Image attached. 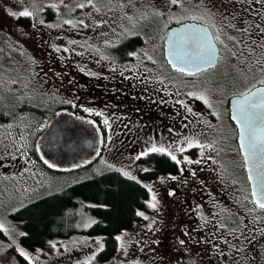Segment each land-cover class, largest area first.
I'll list each match as a JSON object with an SVG mask.
<instances>
[{
	"label": "rangeland",
	"instance_id": "obj_1",
	"mask_svg": "<svg viewBox=\"0 0 264 264\" xmlns=\"http://www.w3.org/2000/svg\"><path fill=\"white\" fill-rule=\"evenodd\" d=\"M93 3L99 11L86 0H0V114L10 116L23 103L51 109L58 102L75 101V106L70 103L71 110L80 105L96 108L111 124L105 132V146L93 161L75 170L54 173L41 167L28 150L30 132L25 116L0 123V222L8 228L7 232L0 229V264H20V258L28 264H98L96 255L102 249L100 244L104 246L102 236L73 233L68 238L53 240L50 251L29 248L22 244V229L11 215L40 197L120 168L131 173L125 176L119 171L123 176L130 179L135 176L137 182L150 186L158 204L155 209L150 207L152 197L146 187L149 198L139 211L145 215H139L131 226L116 235L122 240H117L116 252L102 264H264L261 247L264 220H254L255 215L264 213L250 211L253 206L249 185L236 128L228 112L232 93L258 80L262 75L258 67L264 65L252 63L249 71V61L239 63L224 49L214 68L202 71L199 76H184L166 65L161 39L164 31L159 19L151 16L152 9L158 8L165 11L166 19L169 6L165 0H93ZM80 4L85 6L79 7ZM191 4L197 6L198 0H191ZM211 5L224 15L234 16L237 29L251 26L247 33L225 27L226 32L248 43L251 41L247 37L264 36L259 32L264 23V0H211ZM25 8L34 15L19 14ZM142 11L149 13L148 19H140ZM68 20L74 23L69 24ZM95 20L105 23L97 25ZM172 24L176 22L169 26ZM125 29L133 30L141 40L132 51L146 50L155 62L141 53L139 59L129 56L110 67L114 58L106 59L104 55L111 57L113 46L134 36ZM105 39L111 43L104 45ZM226 43L232 48L234 42L226 39ZM234 50L238 55L242 51L239 46ZM259 59L257 51L254 60ZM241 72L247 74V81L241 79ZM192 90L204 91L213 107L197 97L187 96ZM181 99L186 105L178 103ZM109 103L117 105L120 111L128 109L127 112L134 104L136 112L150 123L155 122L150 126L153 141L183 144L182 137H194L213 147L205 145L203 154L195 145L178 152L181 163L176 165L177 172L151 176V159L139 160L143 157L139 152L147 143L137 141L132 132L111 119L104 108ZM187 106L192 107V113ZM214 109L219 111V118ZM166 128H170L167 136ZM184 155L192 162L183 161ZM112 163L117 167H108ZM78 215L79 228L85 229L94 222L85 207L78 210ZM241 219L244 226L240 225ZM217 221L227 227L221 228ZM149 224L151 228L147 227ZM233 228L239 232H232ZM17 244L31 254V262L16 250ZM233 244L236 248L231 247Z\"/></svg>",
	"mask_w": 264,
	"mask_h": 264
},
{
	"label": "snow or ice",
	"instance_id": "obj_2",
	"mask_svg": "<svg viewBox=\"0 0 264 264\" xmlns=\"http://www.w3.org/2000/svg\"><path fill=\"white\" fill-rule=\"evenodd\" d=\"M86 2L88 5L96 7L97 11L100 10L98 6L94 5L93 0H86ZM165 2L169 6L166 9V19L165 11L158 8L152 9L151 16L159 19L160 25L164 31V36L161 37V39L163 40L165 37L167 38L165 46V54L168 58L167 63L176 72L183 75L199 76L202 68L213 64V62H219L222 59L221 51L224 49L228 51L232 58H236L239 63H245L246 60L249 61L247 64L249 71H251L252 63H255L256 65H264V36H260L258 39L247 37V40L251 41V43H248L238 35L226 32L224 30L225 27L247 33L251 30V26L237 29L236 24L234 23L235 17H230L221 13L214 5H211V0H198V4L195 7L192 6L191 0H165ZM84 6V4L79 5V7ZM52 7H56V5L53 4ZM173 8L175 10H173ZM12 14L17 15V13ZM19 14L24 16L34 15V13L27 8ZM148 18L149 13L143 11L140 12L141 20ZM218 18L219 22H217ZM128 19L130 21L133 20L132 17H128ZM173 21L176 22L177 27L170 28L169 25ZM41 22L43 23V21ZM67 23L73 24L74 21L68 20ZM79 23L84 25L85 22L80 20ZM94 23L100 25L105 23V21L95 20ZM124 31L128 35L136 34L131 29H125ZM259 32L264 33V23L259 26ZM226 39L234 42L232 48L228 47ZM147 40L148 37L145 38V42H147ZM103 43L104 45H109L111 41L105 39ZM252 45H255V47ZM236 46H239L242 49V51L239 52V55L237 51L234 50ZM53 47L56 46L53 45ZM93 47L95 46L93 45ZM152 47L155 48L156 45H153ZM57 51H59V48H57ZM257 51H259L260 59L254 60ZM141 53L145 59L155 62L154 56L150 55L148 51L143 49L140 50V53L132 51L129 52L128 55L139 59ZM102 55L104 54L102 53ZM104 58L112 59V57L108 55H104ZM114 66L115 60L112 59L110 67ZM132 67H135V65H132ZM237 71H239V69H237ZM258 71L262 74L258 80L253 83H246L242 90L232 93L233 109L231 119L236 122L239 141L238 149L242 154L243 167L248 173L247 179L251 182L250 199L254 204V207L250 209V211L255 213L259 210L260 213H264V66L258 67ZM91 74L96 75V73ZM240 76L241 79L247 81L248 77L246 73L241 72ZM157 79H163V77H157ZM179 95L180 93L177 92V96ZM186 95L189 97H197L210 108L213 107L210 97L204 91L192 90L188 91ZM69 103L75 106V101H69ZM178 103L186 105V102L183 99L179 100ZM80 107L83 108L86 113L96 114L99 117H103V124L111 128L109 118L105 116L102 111L93 107H85L84 105H80ZM187 111L192 113V107L187 106ZM214 114L219 118V111L214 109ZM196 115H199V113H196ZM79 119L85 120L93 125H96L97 123L95 119L88 120V117L84 116L79 117ZM44 127V123L39 124V128L43 129ZM97 131H99V129H97ZM108 139H112L111 135L108 136ZM182 139L184 140L183 144H180L179 142L165 144L156 141H149L144 150L139 152V156H145L148 153H162L166 154L171 160L176 161L177 164H179L181 163V160L177 157L178 152L183 153L187 148H191L195 145L201 149V154H203V148L205 145L208 148L213 147L211 143L202 142L194 137H182ZM21 147H24V145L22 144ZM37 150H39V145H37ZM41 159H44V157L41 156ZM182 159L188 163L192 162L188 155H184ZM209 159L212 158L209 157ZM44 163L49 164L53 168L58 167L57 164L52 163L47 159H44ZM108 167L116 168L117 165L112 163L108 164ZM119 171L125 176H131V173L124 168H120ZM193 175H195V172H193ZM131 178L134 180L136 179L135 176H132ZM172 179H176V177L173 176ZM145 187L149 188L152 197L148 203L150 207L155 209L158 204L156 194L155 192H152L150 186L145 185ZM245 199L247 200L249 197L246 196ZM197 207L199 208L200 206L197 205ZM138 214L140 216L145 215L144 212H138ZM254 220L259 222L264 220V216L257 214L254 216ZM217 223L221 228L227 227V225L220 223L219 221H217ZM240 225L244 226L243 219L240 220ZM147 227L151 228L152 224L147 225ZM0 229H4L6 232L8 231V228L3 222H0ZM255 230L260 231L259 228ZM231 231L239 232V229L233 228ZM99 239L100 238L97 237V240ZM116 239L120 241L122 240V237L117 236ZM220 239H223V236H221ZM253 239H255V237H253ZM137 243L139 242L137 241ZM179 243L184 244V241L180 240ZM243 246L246 245H242V247ZM213 247H215V245ZM231 247L236 248V245L233 244ZM261 247L264 249V244H262ZM100 248H103L102 243L100 244ZM16 250L29 262L33 260L31 254L19 244L16 245ZM36 251L39 252L40 249H37ZM237 251L239 250L237 249ZM136 264H139V262H136Z\"/></svg>",
	"mask_w": 264,
	"mask_h": 264
},
{
	"label": "trees",
	"instance_id": "obj_3",
	"mask_svg": "<svg viewBox=\"0 0 264 264\" xmlns=\"http://www.w3.org/2000/svg\"><path fill=\"white\" fill-rule=\"evenodd\" d=\"M18 20L27 23L22 19ZM140 42V38L135 35L123 39L113 46L111 57L119 62L127 60L130 56L128 53ZM22 105L14 109L10 116L0 114V123L11 121L20 115L25 116L24 121L28 123L27 128L30 132L28 150L41 167L58 173L48 169L37 154L35 143L45 129L37 126L40 123L46 125L59 110L71 107L64 102L56 103L51 109L27 103ZM152 159L155 166L149 172L151 176L178 171L176 165L165 156L161 158L152 156ZM148 198L149 193L145 186L123 176L117 170H109L40 197L16 210L11 217L22 229L20 238L22 244L29 248L39 247L50 251L53 240L68 238L73 233H84L91 237L102 236L104 246L96 255L97 263L102 264L116 252L118 246L116 235L139 218L138 212L144 209ZM250 205L254 207L252 202ZM81 207H85L94 219V222L85 229L76 225L78 210ZM20 259V264H28L25 259Z\"/></svg>",
	"mask_w": 264,
	"mask_h": 264
},
{
	"label": "water",
	"instance_id": "obj_4",
	"mask_svg": "<svg viewBox=\"0 0 264 264\" xmlns=\"http://www.w3.org/2000/svg\"><path fill=\"white\" fill-rule=\"evenodd\" d=\"M177 25H172L170 28H175ZM166 37L163 40V56L167 63L166 52ZM217 62L202 68V71L214 68ZM167 65L171 66L167 63ZM259 86V85H258ZM233 109V98L228 100L229 118L236 127V122L231 119ZM74 113L69 111H59L52 117L42 134L36 141V151L42 163L50 170L56 172H66L78 169L89 162H91L99 153L101 147V133L97 131V126L85 120L79 119ZM88 120H90L88 118ZM237 131V145L238 129ZM39 145V150H37ZM242 156V154L240 153ZM50 160L58 167H51L44 163V159ZM246 180L249 185V192L251 197V182L247 179V170L244 168Z\"/></svg>",
	"mask_w": 264,
	"mask_h": 264
},
{
	"label": "flooded vegetation",
	"instance_id": "obj_5",
	"mask_svg": "<svg viewBox=\"0 0 264 264\" xmlns=\"http://www.w3.org/2000/svg\"><path fill=\"white\" fill-rule=\"evenodd\" d=\"M114 48V47H113ZM116 62L118 61L117 59H114ZM126 61V60H125ZM124 62V61H122ZM119 64L121 62H118ZM183 75V74H182ZM186 76V75H184ZM114 93V92H113ZM69 106L71 105L70 103H67ZM72 106V105H71ZM104 108L106 109L105 111L107 113L110 114L111 119L113 121H118L120 122L124 127H126L130 132L133 133L134 138L141 142H145L148 143L149 141H153V135L151 132V128L150 126L155 125V122H149L143 114H140L139 112H136V106L133 104L131 106V111L127 112V110L125 111H120L117 105H112V103L109 104H105ZM67 109V108H65ZM71 110V108L69 109ZM130 110V109H129ZM72 112H74L75 114L79 115V116H84V117H88L89 119L93 120L95 119L97 121L96 126L98 127L100 133H101V151L103 149V147L105 146V132L108 129V126H105L103 124V117H99L96 114H89L84 112L83 108H81L80 106L77 107V110H71ZM151 121H156V119H151ZM160 127V125H159ZM170 128H166L165 129V134L167 136L168 131ZM169 137V136H168ZM152 156H157L159 158H161V156H165L167 157L171 162H173L175 165H177L176 162H174L173 160H171L170 157H168L166 154H162V153H148L147 155L143 156V157H139V160L145 159L150 157V161L153 163V168L154 169V159H152Z\"/></svg>",
	"mask_w": 264,
	"mask_h": 264
}]
</instances>
